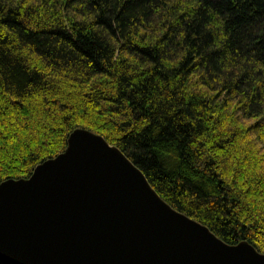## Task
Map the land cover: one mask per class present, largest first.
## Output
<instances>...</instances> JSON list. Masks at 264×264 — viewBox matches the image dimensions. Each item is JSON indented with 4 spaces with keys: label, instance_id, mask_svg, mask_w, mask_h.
I'll return each mask as SVG.
<instances>
[{
    "label": "trees",
    "instance_id": "trees-1",
    "mask_svg": "<svg viewBox=\"0 0 264 264\" xmlns=\"http://www.w3.org/2000/svg\"><path fill=\"white\" fill-rule=\"evenodd\" d=\"M78 128L264 253V0H0V183Z\"/></svg>",
    "mask_w": 264,
    "mask_h": 264
},
{
    "label": "water",
    "instance_id": "water-1",
    "mask_svg": "<svg viewBox=\"0 0 264 264\" xmlns=\"http://www.w3.org/2000/svg\"><path fill=\"white\" fill-rule=\"evenodd\" d=\"M0 258L11 264H264L175 209L117 146L85 128L0 183Z\"/></svg>",
    "mask_w": 264,
    "mask_h": 264
}]
</instances>
